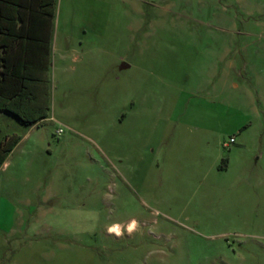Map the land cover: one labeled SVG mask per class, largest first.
<instances>
[{
	"label": "rangeland",
	"instance_id": "374dc122",
	"mask_svg": "<svg viewBox=\"0 0 264 264\" xmlns=\"http://www.w3.org/2000/svg\"><path fill=\"white\" fill-rule=\"evenodd\" d=\"M48 54L0 264H264V0H55Z\"/></svg>",
	"mask_w": 264,
	"mask_h": 264
},
{
	"label": "crops",
	"instance_id": "0c3cea01",
	"mask_svg": "<svg viewBox=\"0 0 264 264\" xmlns=\"http://www.w3.org/2000/svg\"><path fill=\"white\" fill-rule=\"evenodd\" d=\"M50 1L53 12L49 19ZM54 2L55 0H0V53L4 55L7 73H23L26 78L48 77ZM230 84L236 86L232 81ZM5 164L7 161L4 159L0 168Z\"/></svg>",
	"mask_w": 264,
	"mask_h": 264
},
{
	"label": "trees",
	"instance_id": "16d2710c",
	"mask_svg": "<svg viewBox=\"0 0 264 264\" xmlns=\"http://www.w3.org/2000/svg\"><path fill=\"white\" fill-rule=\"evenodd\" d=\"M50 19L53 7L49 3ZM49 77L26 78L24 74L7 73L4 55L0 53V111L15 116L23 124L33 125L47 117ZM15 133L0 139V165L18 141Z\"/></svg>",
	"mask_w": 264,
	"mask_h": 264
},
{
	"label": "built area",
	"instance_id": "2783aa9c",
	"mask_svg": "<svg viewBox=\"0 0 264 264\" xmlns=\"http://www.w3.org/2000/svg\"><path fill=\"white\" fill-rule=\"evenodd\" d=\"M60 131H61L60 129L57 130L58 133H59ZM228 142H233V138H232V137H229Z\"/></svg>",
	"mask_w": 264,
	"mask_h": 264
}]
</instances>
